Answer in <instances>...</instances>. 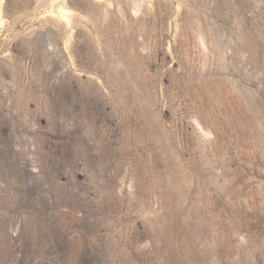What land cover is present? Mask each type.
<instances>
[{
  "label": "rangeland",
  "instance_id": "374dc122",
  "mask_svg": "<svg viewBox=\"0 0 264 264\" xmlns=\"http://www.w3.org/2000/svg\"><path fill=\"white\" fill-rule=\"evenodd\" d=\"M0 264H264V0H0Z\"/></svg>",
  "mask_w": 264,
  "mask_h": 264
}]
</instances>
